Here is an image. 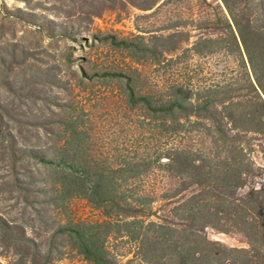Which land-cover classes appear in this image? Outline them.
<instances>
[{
	"label": "rangeland",
	"instance_id": "374dc122",
	"mask_svg": "<svg viewBox=\"0 0 264 264\" xmlns=\"http://www.w3.org/2000/svg\"><path fill=\"white\" fill-rule=\"evenodd\" d=\"M231 3L252 62L223 0H0V264H90L68 240L81 222L122 227L102 235L109 264H264V0ZM174 32L161 62L130 56ZM135 71L133 99L176 83L192 106L148 117ZM70 112L90 157L135 164L111 181L121 210L59 203L65 168L43 160Z\"/></svg>",
	"mask_w": 264,
	"mask_h": 264
},
{
	"label": "trees",
	"instance_id": "16d2710c",
	"mask_svg": "<svg viewBox=\"0 0 264 264\" xmlns=\"http://www.w3.org/2000/svg\"><path fill=\"white\" fill-rule=\"evenodd\" d=\"M224 6L228 11L232 22L240 36V39L244 45L246 54L252 62V52L249 50V35L251 34L249 29L244 28L239 18L233 11L231 0H223ZM143 10H150L151 5L148 7H141ZM178 37V33H170L168 35H153L150 39V43L146 42L142 37H135L136 47L140 53V57L136 51H132L130 56L136 58V60L146 58L148 55L155 54L156 61L161 62L164 57L163 43L173 41ZM127 43V40L121 41ZM153 42V43H152ZM133 45V41H130ZM127 45V44H126ZM202 45L199 44V46ZM160 46V49L158 47ZM137 71L134 72L133 78L127 79V84L130 90L128 94L130 96L131 104H138L139 107L146 112V115L154 120H168L174 122L177 119L178 113L182 111L185 106H192L189 102V91L187 87L180 84H173L169 86V95L167 97L155 98L151 95H145L140 99H133L139 93H136L133 84H137ZM132 80V85L130 84ZM171 94V95H170ZM259 99L263 102V97L259 93ZM139 100V101H138ZM211 103V100L203 99V105L199 108L205 109ZM82 115L70 112L62 122L60 127V139L62 140L61 147L56 151L55 159L43 160L44 164L50 168L63 167L65 171L60 172L61 177L58 179L59 184V203H64L72 197H82L90 202L95 208H101L103 210L114 211V209L121 210L120 206L124 202V196H119L115 192L114 187L111 185L112 179L117 175H122L124 171H132L131 163H127L123 168H109L100 161L94 160L90 157L89 153V137L84 130L82 123ZM55 160V161H52ZM171 167V166H170ZM128 169V170H127ZM66 170H69L66 172ZM119 214V211L116 213ZM131 222L124 223V227L130 226ZM104 229L103 232L99 231ZM119 232L122 227L111 223L102 224H89V223H77L68 224L69 243L75 248L79 254L90 264H109L112 257L105 250L104 242L105 237L102 235H108L110 231Z\"/></svg>",
	"mask_w": 264,
	"mask_h": 264
}]
</instances>
